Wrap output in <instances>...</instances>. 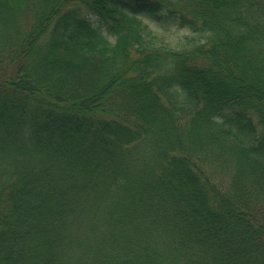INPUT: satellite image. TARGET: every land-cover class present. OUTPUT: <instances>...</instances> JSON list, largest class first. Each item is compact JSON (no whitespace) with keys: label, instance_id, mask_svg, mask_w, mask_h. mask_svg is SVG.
<instances>
[{"label":"trees","instance_id":"obj_1","mask_svg":"<svg viewBox=\"0 0 264 264\" xmlns=\"http://www.w3.org/2000/svg\"><path fill=\"white\" fill-rule=\"evenodd\" d=\"M0 264H264V0H0Z\"/></svg>","mask_w":264,"mask_h":264}]
</instances>
